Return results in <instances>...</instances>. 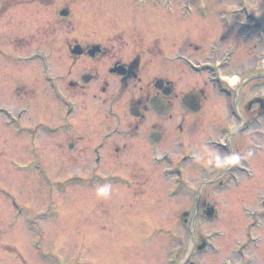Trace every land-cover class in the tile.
I'll return each mask as SVG.
<instances>
[{"label": "flooded vegetation", "instance_id": "af4514ba", "mask_svg": "<svg viewBox=\"0 0 264 264\" xmlns=\"http://www.w3.org/2000/svg\"><path fill=\"white\" fill-rule=\"evenodd\" d=\"M40 1L53 6L60 0ZM2 8L0 4V11ZM147 8L159 9L164 16L188 21L190 24L192 19L207 21L209 13L208 10L186 14L177 11L171 15L162 7L152 8L151 5L137 9L142 13ZM225 8L228 6L216 12L221 30L234 29L237 35H241L243 45L251 42L259 45L264 43V13L255 18L246 10L235 16L229 10L224 11ZM62 10L67 11V17L59 16L60 12L58 16L68 19L71 12L67 8ZM194 13L198 17H194ZM23 20L30 24L25 16ZM161 30L164 31L162 36L166 37L168 28ZM259 30L261 32L258 36ZM255 31L257 37H251ZM129 45L130 48L125 46L123 51L112 43L75 40L65 43L62 50L68 61L66 85H62V80L51 75V64L44 52H34L32 57L18 62L22 65L32 61L40 63L43 73L40 81L46 86L51 101L60 110L55 117L53 129L44 125V121H34L28 125L25 121L26 118L30 120L31 103L28 102L29 99H25L28 90L17 88L15 96L25 93L24 98L21 95L23 100H27L24 108L14 111L16 115L7 110L4 113L5 124L18 126L17 134L29 140L23 142V151L26 162H38L36 179L42 185L51 177H57L40 162V150L36 144L40 141V136L54 137L53 143L47 146L44 153H51L54 161L62 160L66 164L75 165L76 156H83L89 146L91 160L84 170L88 171L89 180L67 175L61 181L54 179L52 191L62 188L64 192L78 181H84L85 190H90V187L93 190V181H100L99 186L104 183L97 170L117 161L128 172L127 176L115 179L122 200V219L129 218L134 212L132 208L142 204L144 197L154 205L170 202L173 195L174 200L180 198L181 204L187 208L184 216L171 214L176 216V226L184 234L182 240L171 232L166 233L170 241L174 240L179 244V255L181 251L187 253L190 250L192 256L209 254L210 256H205L215 257L223 252L225 257L215 260L214 264H264V183L259 187H251L253 183L258 184L256 165H260L259 170L262 168L260 173H263L264 181V59L261 56L264 47L258 54V61L263 67L262 73L252 74L244 61L240 64V69L232 70V74L225 76L224 70L230 66L235 56L234 49H228L220 56V51L211 48L209 50L213 61L203 63L186 54L183 45H179L172 57L164 54L169 49L164 51L159 47L152 48L153 44L149 40L145 42L135 37ZM160 56L163 64L156 63V57ZM244 56L247 58L249 53ZM7 59L12 60L13 57L9 55ZM185 60L195 67H202V72L197 74L190 71ZM47 64L50 66L47 67ZM176 65L184 67L186 73L198 78V83L187 88L179 83L177 87L178 79L174 78V74H167V66ZM252 83H257L263 92H252ZM207 88L215 95L216 103L209 113L196 118L208 100ZM44 109L42 106L40 115L42 113L43 118L49 117ZM219 120L222 124L217 126L216 122ZM20 122L23 123L22 126ZM202 122H205L207 130H217L218 133L198 142L193 136ZM208 125L210 129L207 128ZM183 129L188 130L191 139L185 137ZM89 141L95 144L90 146ZM62 144L75 156L65 158L64 153L59 154V151H63ZM142 163H146L144 167L141 166ZM196 167L199 170L198 176L195 174ZM151 171H154V179L150 176ZM161 182L165 186V192L161 197H156V184ZM246 187H251L250 190L255 195L254 202L241 201V227L228 235L223 229L229 222L220 220L218 210L221 204L230 207L238 194L246 195L249 191ZM214 193H223V202L217 200L211 203L212 197H205L206 194ZM54 198L55 196L53 200L57 201ZM100 203H90L86 207L89 219L100 213L103 217L108 216L105 205L101 206L100 213L90 211L91 208L100 206ZM110 218L108 216L107 219ZM206 225L209 226L208 232L203 229L197 231L198 227ZM185 228L187 229L184 230ZM187 239L189 249L185 243Z\"/></svg>", "mask_w": 264, "mask_h": 264}, {"label": "rangeland", "instance_id": "374dc122", "mask_svg": "<svg viewBox=\"0 0 264 264\" xmlns=\"http://www.w3.org/2000/svg\"><path fill=\"white\" fill-rule=\"evenodd\" d=\"M202 1L203 4H191L190 9L194 12L198 6H203V10L206 8L209 12L208 20L192 19L190 24L188 21L178 18L173 20L168 15L164 16L159 9L147 8L141 13L132 0H60L53 6L40 0H0L3 7L0 11V109L16 115L14 111L24 108L23 105L29 99L31 121L26 118V123L31 125L34 121H44V125L53 129L56 123L55 117L60 110L51 101L46 86L40 81L43 77L40 63L32 61L22 65L18 62L31 53L44 52L51 64V75L62 80V85H66L68 61L62 47L72 40L99 44L112 43L125 51V46L130 48L128 44L138 37L145 42L151 41L152 48L159 47L164 51L169 49V52H164L168 57H172L179 45H183L186 54L203 63L213 61L209 50L211 48L220 51V56L226 50L234 49L235 56L230 66L224 70L225 76L232 74V70L240 69V64L244 61L252 74L262 73L263 67L258 61V54L262 51L264 43L259 45L257 42H251L243 45L241 35H237L234 29L221 30L217 21V10H222V7L227 5H230L229 9H237L238 3L242 1ZM244 2L248 4L251 16L258 18L264 13V7L259 0H244ZM173 5L171 2L169 6ZM66 8L71 15L68 19H61L58 13ZM174 10L173 6L172 15L177 9ZM24 16L30 24L23 20ZM193 16L198 17V14L194 13ZM162 28H168L169 33L166 37L162 36L164 32ZM156 38L159 40H155ZM245 53L246 55L249 53L247 58L244 56ZM9 55L13 57L12 60L7 59ZM162 59L161 56L156 57V63L161 64ZM50 64H47V67ZM167 68V74H174V78L178 79L177 87L179 83L186 85V88L198 83L199 79L186 73L184 67L180 65L167 66ZM250 86L255 94L263 92L262 88H258L257 83H252ZM17 88L28 90L25 98L27 100L21 98V95L24 98V92L15 96ZM207 90L208 100L203 111L196 118L209 113L210 108L216 103L215 95L208 88ZM35 102L39 103L34 104ZM41 105L45 107V113L49 117L43 118L42 113L40 115ZM221 124V120L216 122L217 126ZM20 125L22 126L23 123L20 122ZM197 128L193 138L198 142L218 133L217 130H207L205 122L199 124ZM207 128L210 129L209 125ZM182 133L191 139L188 130L183 129ZM52 138L54 137L42 135L40 141L36 143L40 150L41 164L57 176L51 177V181L53 182L54 179L61 181L68 177L67 175L89 180L88 171H84L91 160L89 146L86 147L83 156H76L75 165L66 164L62 160L54 161L55 158L51 153H44L47 146L53 143ZM25 140L29 142L28 138L17 134L15 126L6 127L5 119L0 113V264H172L173 262L214 264L215 260L225 257L223 252H219L215 257H207L210 255L192 256L190 252L181 251V260L174 255L178 249L177 241H170L166 233L171 232L174 236L181 237V240L183 238L182 230L176 226V216L171 215H185L184 211H187V208L181 204L180 198L172 199L168 203L160 202L154 206L144 197L142 204L132 208L134 212L130 217L122 219L123 213L120 208L122 200L115 179L127 176L128 172L120 167L119 165H124L117 161L97 170L104 179L103 184L110 183L112 186L109 197L102 198L97 195L96 188L100 185V181L96 183L93 181V190L91 187L90 190H85L84 181H78L71 184L64 192L62 188L55 191L52 198L55 196L54 199L57 198V201L53 200L54 210H49L44 202L43 186L36 179V168L26 162L27 158L23 151ZM93 141L88 142L90 146L95 144ZM62 148L63 151L58 153H64L65 158L70 155L75 156L67 151L66 145L62 144ZM212 157L216 158L213 155ZM145 164L142 163L141 166L144 167ZM259 167L260 165L255 166L258 184L253 183L251 185L253 188L264 183L263 173H260L262 168L259 170ZM150 173L154 179L152 174L154 171ZM195 174L196 176L199 174L198 167ZM156 186L158 191L155 196L161 197L165 192V186L162 182ZM251 187L245 188L249 190L246 195L238 194L230 207L226 204L220 205L218 210L220 220L229 222L223 229L226 234H233L240 229L243 220L239 205L242 200L254 202L255 195L253 196ZM207 194L205 197H212L211 203L224 200L223 193ZM12 202H16L19 208L27 211L22 214L16 213ZM99 202H101L100 206L91 208L90 211L100 213L101 206L105 205L108 216H111L110 219H107L108 216L103 217L101 213L89 219L85 211L86 207L90 203ZM34 227H39L40 232ZM200 229L208 232L209 226L198 227L197 231Z\"/></svg>", "mask_w": 264, "mask_h": 264}, {"label": "clouds", "instance_id": "9594fccd", "mask_svg": "<svg viewBox=\"0 0 264 264\" xmlns=\"http://www.w3.org/2000/svg\"><path fill=\"white\" fill-rule=\"evenodd\" d=\"M111 188H112V186L110 183H105V184L98 186L96 188V193L98 196H100L102 198H107L111 194Z\"/></svg>", "mask_w": 264, "mask_h": 264}, {"label": "water", "instance_id": "95a60500", "mask_svg": "<svg viewBox=\"0 0 264 264\" xmlns=\"http://www.w3.org/2000/svg\"><path fill=\"white\" fill-rule=\"evenodd\" d=\"M67 15V12H62L61 13V16H66Z\"/></svg>", "mask_w": 264, "mask_h": 264}]
</instances>
